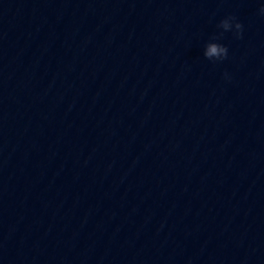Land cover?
Listing matches in <instances>:
<instances>
[{"label": "water", "instance_id": "water-1", "mask_svg": "<svg viewBox=\"0 0 264 264\" xmlns=\"http://www.w3.org/2000/svg\"><path fill=\"white\" fill-rule=\"evenodd\" d=\"M262 7L0 0V264H264Z\"/></svg>", "mask_w": 264, "mask_h": 264}, {"label": "clouds", "instance_id": "clouds-1", "mask_svg": "<svg viewBox=\"0 0 264 264\" xmlns=\"http://www.w3.org/2000/svg\"><path fill=\"white\" fill-rule=\"evenodd\" d=\"M261 13L264 14V7L260 9ZM232 19H235L234 17H231ZM225 29L229 28L228 22L225 20L222 22ZM236 28L238 30H242L243 25L241 23L236 24ZM221 54H224V58H227L228 50L225 47L218 46L216 44H211L208 46L207 51L205 53V56L210 60L213 56L219 57Z\"/></svg>", "mask_w": 264, "mask_h": 264}]
</instances>
